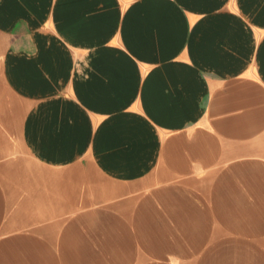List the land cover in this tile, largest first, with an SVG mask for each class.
Listing matches in <instances>:
<instances>
[{
    "label": "crops",
    "instance_id": "1",
    "mask_svg": "<svg viewBox=\"0 0 264 264\" xmlns=\"http://www.w3.org/2000/svg\"><path fill=\"white\" fill-rule=\"evenodd\" d=\"M0 264H264V0H0Z\"/></svg>",
    "mask_w": 264,
    "mask_h": 264
},
{
    "label": "rangeland",
    "instance_id": "2",
    "mask_svg": "<svg viewBox=\"0 0 264 264\" xmlns=\"http://www.w3.org/2000/svg\"><path fill=\"white\" fill-rule=\"evenodd\" d=\"M2 91H3V101H4V104H7V102H9L10 99H11V97H10L11 95L7 91V89L5 88V84H3Z\"/></svg>",
    "mask_w": 264,
    "mask_h": 264
}]
</instances>
